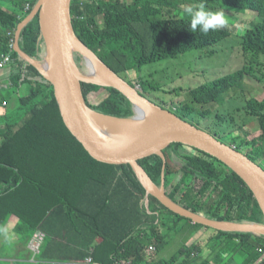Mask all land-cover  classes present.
<instances>
[{
	"label": "trees",
	"instance_id": "trees-1",
	"mask_svg": "<svg viewBox=\"0 0 264 264\" xmlns=\"http://www.w3.org/2000/svg\"><path fill=\"white\" fill-rule=\"evenodd\" d=\"M37 1L0 0V61L13 48L19 23ZM200 3L206 9L224 12L225 16H245L237 25L232 17L230 21L225 19L223 27L210 30L207 35L199 29L193 33L189 30L190 18L181 16L180 6L197 7ZM28 5L30 9L26 10ZM71 14L80 40L126 79L133 70L191 50L216 53L215 47L231 37L239 25L256 14L264 18V0H72ZM38 18L39 15L23 28L19 38L22 49L33 58L44 43ZM239 37L246 61L251 55H264V20L245 28ZM14 58L12 85L0 90V105L16 104L6 115H0V237L15 215V232L21 236L23 248L28 247L36 231L45 234L35 256L37 263L92 258L99 264H141L146 261L150 246L157 249L161 241L166 242L161 233L170 214L174 220L193 223L195 230H216V236L211 238L215 251L230 249L231 253H242V264L258 262L260 253L256 249H264L263 235L194 223L191 218L168 210L150 194L145 207V188L132 166L92 158L66 125L54 85L40 81L42 75L34 68L27 76L25 70L29 66L17 50ZM255 63L246 62L241 70L192 89V101L183 102L182 108L176 107L173 113L199 127L203 120L215 117V125L227 126L230 133L225 129L205 130L263 167L264 99L246 97L248 81H264V76L254 72ZM81 89L86 104L95 111L118 118L133 117V104L117 89L91 83H81ZM97 94L101 99L91 103L90 96ZM240 96L245 97V102L238 106ZM240 112L257 123L260 136L251 138L245 131L247 124L239 125ZM236 125L238 128L232 131ZM171 147L191 149L182 144H172L168 149ZM166 151L164 165L156 156L140 160L139 164L153 183L159 185L163 178L172 200L212 219L264 222L253 190L233 170L197 150V155L186 158L187 163L182 166L169 158ZM159 208L167 211L162 213L165 218ZM189 249L184 246L158 264H174L183 256L196 259L203 251L200 246H193L188 254Z\"/></svg>",
	"mask_w": 264,
	"mask_h": 264
},
{
	"label": "water",
	"instance_id": "water-1",
	"mask_svg": "<svg viewBox=\"0 0 264 264\" xmlns=\"http://www.w3.org/2000/svg\"><path fill=\"white\" fill-rule=\"evenodd\" d=\"M71 3L72 0H38L31 13L19 23L15 45L21 58L33 64L41 75L54 85L55 97L64 121L85 151L102 163L131 165L145 188L146 207L150 194L168 210L191 218L196 223L223 231L252 232L264 236V222L209 218L172 200L165 190L163 178L159 185L151 181L139 161L156 156L164 165L163 152L170 145H186L205 153L242 177L253 190L264 213V168L239 153L235 147L221 142L217 135H212L194 123L178 118L173 112L149 101L136 87L116 74L76 34L72 22ZM37 15L41 22L40 38L46 47L42 64L35 61V58L26 53L19 44L23 28ZM76 54L80 55L84 62L85 73L81 72L77 65ZM52 58L56 68L55 79L48 78L43 73L47 60L50 59L52 62ZM86 59L96 62L100 67L99 79L90 77L91 69L86 65ZM81 83L117 89L133 104V117L118 118L95 111L86 104Z\"/></svg>",
	"mask_w": 264,
	"mask_h": 264
},
{
	"label": "rangeland",
	"instance_id": "rangeland-1",
	"mask_svg": "<svg viewBox=\"0 0 264 264\" xmlns=\"http://www.w3.org/2000/svg\"><path fill=\"white\" fill-rule=\"evenodd\" d=\"M186 7H189V5L182 4L180 6L181 16L188 17L184 11ZM243 16H245V14H235L234 16L226 15L225 19L227 21L234 19L233 22L237 25V23L239 24L238 21L244 18ZM34 19H36V17ZM263 20L264 18L259 17L256 14L252 19H248L246 22L239 25L238 29L232 34L231 37L215 47L216 53L214 54H211L208 49L191 50L176 56L174 59L154 62L143 66L141 70H133L128 73L125 80L127 82L131 81V83L135 84L134 86H136L140 93H142L143 96L149 101L173 112L176 107L182 108L183 102L192 101L190 94L192 89H196L203 84L211 83L225 75L241 70L246 62L255 61L256 63L254 65V72L257 74V76L259 75L262 77L264 76V55H251L246 61V56L242 51V38L239 36L244 34L245 28L252 27L254 26V23H260ZM37 21L41 25L40 18H38ZM45 52L46 47L43 43L40 45L35 61H38L42 64L44 62ZM76 62L80 68V71L85 73L84 62L81 59V56L78 54H76ZM27 64L29 66L25 70V74L27 76L32 74V68L38 70L33 64ZM5 72L0 73L1 89L4 87L2 81H4L3 74ZM39 79L40 81L46 80L43 75L42 78ZM248 83L249 94H247L246 97L264 99V81L258 83L250 80ZM174 90H177V92H174ZM23 94H25V92H23ZM101 97L102 96L100 94L91 95L90 101L91 103L96 104L101 99ZM244 102L245 97L240 96L238 106L243 105ZM15 106L16 104L14 103H12L10 106H7L6 104L0 105V115H6L9 109H13ZM22 118L24 120L25 116H22ZM237 118L239 125L244 123L247 124L245 131L249 132L251 138H257L260 136L257 123L250 118H247L244 112L237 113ZM239 125H236L231 130L234 131ZM201 128L210 132L219 130L221 131L222 129H225L227 133H230L227 130V126L220 127L217 124L215 125V117H210L207 120H203ZM221 135L222 137L224 136L223 133ZM166 152L169 158L173 159L176 163L181 164L182 166L187 163L185 161L186 158L195 157L197 155L194 150L188 149V147L187 149H178V147L174 149V147H171V149H168ZM217 167L221 171H225L223 166L217 165ZM158 211L161 215L163 212H167L161 208H159ZM8 226L9 224H7V226L2 229V234L0 237V242L5 244V250L13 247L9 242L11 231L9 230ZM162 234L166 236L165 238L167 244L162 246L161 256L166 255L167 258H171L183 247V234L181 232L176 233L174 228H166L162 231Z\"/></svg>",
	"mask_w": 264,
	"mask_h": 264
},
{
	"label": "crops",
	"instance_id": "crops-1",
	"mask_svg": "<svg viewBox=\"0 0 264 264\" xmlns=\"http://www.w3.org/2000/svg\"><path fill=\"white\" fill-rule=\"evenodd\" d=\"M6 71V72H5ZM3 86H6L5 83L10 79L12 74L14 73V68H9L4 71H0V73H3ZM3 116V115H1ZM168 216V225H165L163 227V230L166 228H174L176 233H182L183 234V247L186 246L191 249L193 246H200L203 251L202 254H200V258L196 259H186L187 256H183L180 260L175 262L174 264H183L186 262V264H242L245 261V255L242 253H231L230 249H226L224 251H215L211 245H212V237L216 236L217 232L216 230L212 228H202L200 230H195L194 224L187 222V220H174V217L170 214H167ZM18 223V218L14 215L9 220V230L11 231L10 234V243L13 247H10L9 249L5 250V244L0 242V264H35L34 259L32 255L30 254L29 247L23 248L21 246L20 241V235L15 232V226ZM195 223V222H194ZM162 230V231H163ZM36 231L35 233H37ZM34 233V234H35ZM162 234V233H161ZM163 235V234H162ZM166 237L165 235H163ZM259 236V235H257ZM255 242H257V239H255ZM167 241L162 243L161 246L153 253H149L147 251L146 253V261L141 264H158L159 262L167 261L169 258H167L166 255L161 256V249L162 246L166 245ZM182 249V248H181ZM180 249V250H181ZM190 249L188 251V254L190 253ZM260 249H263L261 247H258L256 250L258 253H260V259L256 264H264V249L263 252H260ZM231 256H234V259H231ZM195 257V255H194ZM132 264V263H127Z\"/></svg>",
	"mask_w": 264,
	"mask_h": 264
},
{
	"label": "clouds",
	"instance_id": "clouds-1",
	"mask_svg": "<svg viewBox=\"0 0 264 264\" xmlns=\"http://www.w3.org/2000/svg\"><path fill=\"white\" fill-rule=\"evenodd\" d=\"M184 11H185L186 15L190 18L189 30L191 32H193V33H196L197 29H199V31L201 33H203L204 35H207L210 30L215 31V30H218L219 28L223 27L225 22H226L225 21L224 12H222V11H212V10L206 9L204 3H200L197 7H193V6L186 7ZM198 26H199V28H198ZM10 34H13V33H10ZM15 36H16V33H15ZM15 44H16V37H15ZM15 50H16V45H14V48L10 47V50L7 53L13 52V56H14V51ZM2 59H3V56H2ZM14 62H15V58H14ZM11 64H9L4 69L0 68V71H4V70H7L9 68H13V67H11ZM5 85H7V87L4 86L6 88L11 86L12 85L11 80L9 79L5 83ZM134 87H136V86H134ZM0 90H1V88H0ZM242 222H244V221H242ZM260 250H262V249H260ZM147 251H148V249H147ZM147 251H146V253H147ZM154 251H155V247H154ZM153 252H151V253H153ZM262 252H263V250H262ZM30 253H31V255H32L33 259H34L35 264H41V263H37V260H36V258L34 256V254L31 252V250H30ZM128 263H130V262H128Z\"/></svg>",
	"mask_w": 264,
	"mask_h": 264
},
{
	"label": "built area",
	"instance_id": "built-area-1",
	"mask_svg": "<svg viewBox=\"0 0 264 264\" xmlns=\"http://www.w3.org/2000/svg\"><path fill=\"white\" fill-rule=\"evenodd\" d=\"M29 9H30V6L28 5L26 7V10H29ZM14 45L15 43L13 44V48H14ZM12 62H14L13 52L6 53L3 55V59L0 61V68L4 69ZM44 237H45V234L42 231H38L31 238L29 249L34 254V256H36L39 253L40 246L42 242L44 241ZM153 251H154V247L150 246L148 248V252L151 253ZM260 252H262V250H260ZM41 264H99V263L94 262L92 258H88V259H85L84 261H73V262L46 261Z\"/></svg>",
	"mask_w": 264,
	"mask_h": 264
},
{
	"label": "bare ground",
	"instance_id": "bare-ground-1",
	"mask_svg": "<svg viewBox=\"0 0 264 264\" xmlns=\"http://www.w3.org/2000/svg\"><path fill=\"white\" fill-rule=\"evenodd\" d=\"M86 65L89 66L91 69V74L90 77L93 79H99L101 77V70L98 64L90 59H86ZM43 73L46 75V77L55 79L56 78V68H55V63L52 58V62L50 59L47 60L46 65L43 68Z\"/></svg>",
	"mask_w": 264,
	"mask_h": 264
}]
</instances>
